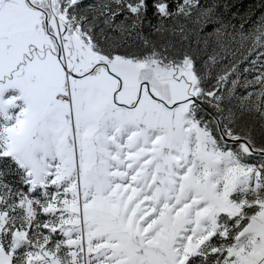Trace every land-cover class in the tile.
Instances as JSON below:
<instances>
[{"label": "snow or ice", "instance_id": "6c2138e0", "mask_svg": "<svg viewBox=\"0 0 264 264\" xmlns=\"http://www.w3.org/2000/svg\"><path fill=\"white\" fill-rule=\"evenodd\" d=\"M245 5L0 0V264H264Z\"/></svg>", "mask_w": 264, "mask_h": 264}, {"label": "trees", "instance_id": "16d2710c", "mask_svg": "<svg viewBox=\"0 0 264 264\" xmlns=\"http://www.w3.org/2000/svg\"><path fill=\"white\" fill-rule=\"evenodd\" d=\"M248 2H250V0H246V5L245 6H247V3ZM153 23H155V20H153ZM145 33L146 34H149L150 33V29L146 26L145 27ZM151 38L153 39V40H155V41H157L158 43H163V40L159 37V36H157V35H152L151 36ZM246 66H248V65H244V67H246ZM256 74H254V76H255ZM240 76H241V81L243 82V80L246 78V79H248V80H250L251 78H250V75H249V72H247V73H245V72H241V74H240ZM244 92V88L243 87H241V88H239L238 89V93H240V94H242Z\"/></svg>", "mask_w": 264, "mask_h": 264}, {"label": "rangeland", "instance_id": "374dc122", "mask_svg": "<svg viewBox=\"0 0 264 264\" xmlns=\"http://www.w3.org/2000/svg\"><path fill=\"white\" fill-rule=\"evenodd\" d=\"M245 64L248 65V66L244 67ZM249 67H250V65H249L247 62L241 64V65H240V73H239V74H241V72H244V69H245V68H249ZM254 74H257V72H256V69L253 68V69H251V70L249 71V75H250V78H251V79L253 78ZM251 79H250V80H251ZM237 94L240 95V93H238V92H237Z\"/></svg>", "mask_w": 264, "mask_h": 264}]
</instances>
